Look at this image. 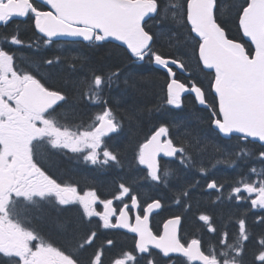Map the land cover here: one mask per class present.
Listing matches in <instances>:
<instances>
[{"label": "trees", "instance_id": "obj_1", "mask_svg": "<svg viewBox=\"0 0 264 264\" xmlns=\"http://www.w3.org/2000/svg\"><path fill=\"white\" fill-rule=\"evenodd\" d=\"M151 1L158 6L157 17L151 20V25L146 31L152 36L151 47L154 53L165 58H178L187 71L197 75L206 85L211 84L212 75L201 71L197 64L195 44L187 41L190 35L184 21L187 0ZM247 1L216 0L215 20L228 39L241 42L251 52L249 46L243 42L238 28L239 15ZM15 25L18 26L0 27V40L16 33L23 45L32 44L35 33L31 23L24 21ZM23 48L25 47L16 51ZM32 49L34 46L31 45L30 48L23 49V54L17 56L16 60L20 59L28 65L40 67L46 78V86L65 96L66 103L61 111L63 118L73 122L88 117L85 92L95 78L108 77L106 94L97 98L105 101L107 107L115 112L122 123L121 134L116 135L106 146L116 158L113 166L108 169L100 167L90 172L82 168L75 171L74 167L64 166L58 158H51L49 165L57 168L59 174L70 180H77L85 186L93 185L99 190V194H108L117 191L119 187H126L137 195L141 193L143 197L156 198L162 203V213L166 211L169 215L182 218L181 230L187 237L198 235L204 240H217L216 236H220V230H236L234 223L242 215L241 210L229 209L232 204L225 199L215 203L217 194L212 192L208 195L209 191L203 187L206 177L214 175L212 169H218L219 164L227 167L232 158L219 155L222 146L214 144L213 131L209 127L210 116L197 108L191 97L184 98L183 110H165L163 103L168 79L163 72L150 66L148 59L144 64H132L129 55L112 44L99 46L95 50L80 46L60 55L53 49L42 53H34ZM54 58L58 59L57 63H54ZM182 83L188 85L187 81L182 80ZM195 83L204 89L203 83L198 80H195ZM158 126L167 128L170 139L187 154V161L184 165H173V176L169 182H160L148 188L142 181L145 173L137 164V149ZM253 146L252 144V148ZM262 152L264 149L256 154ZM206 163L210 164L206 167ZM237 166L243 173V166ZM162 170L164 172L166 169L163 167ZM213 180L221 183L224 189L233 185L234 181L231 173L224 169L217 172ZM146 191H150L149 194H146ZM38 212H41L40 216L36 215ZM38 212L33 216L34 222L53 244L58 243L76 250L79 239L87 237L84 224L75 213L65 211L56 214L49 210ZM201 213H206L212 218L216 229L215 237L209 236L205 227L197 222L196 217ZM161 217L162 215L159 216ZM248 229L251 233L245 246V256L253 263L254 253L258 248L257 240L264 243V218L259 225H253V220L248 222ZM202 243L204 244V241ZM130 248L131 240L128 237L114 232L97 233L93 242L84 248L82 253L95 257L99 250H102L101 260L109 261L118 259ZM0 264H4V261L0 260Z\"/></svg>", "mask_w": 264, "mask_h": 264}, {"label": "water", "instance_id": "obj_2", "mask_svg": "<svg viewBox=\"0 0 264 264\" xmlns=\"http://www.w3.org/2000/svg\"><path fill=\"white\" fill-rule=\"evenodd\" d=\"M41 1L49 5L60 18L55 21L44 16L40 22L39 32L51 38L79 37L78 34L75 36L72 32H67L70 30L65 29V20L102 34L117 36L119 40L127 33L129 37L135 35V46H138L144 38L142 25L154 13L152 4L141 1L131 4L120 0ZM187 9V21L193 28L194 35L202 39L200 60L219 79L214 89L219 94L221 113L225 117L222 132L246 136L264 144V0H250L239 19L242 36L254 49L251 59L239 45L228 42L215 24L213 0H190ZM23 12L24 6L15 12L11 6H0V21L9 15L21 17ZM53 24L59 27L55 28ZM121 43L130 48L131 44L124 41ZM168 91L177 100L184 90L178 84L171 83ZM104 127L109 128L108 125ZM157 136L161 137V133ZM143 152V164L149 167L159 148L152 139L144 146ZM156 210L157 208L154 212ZM151 213L153 212L147 209L145 218L136 221L133 228L128 227L126 218L120 216L116 228L137 238L136 246L140 253H146V247H150L160 251L165 258L187 256L188 251H184L178 243V220L167 222L162 236L157 239L149 228ZM189 257L193 258L191 255Z\"/></svg>", "mask_w": 264, "mask_h": 264}, {"label": "flooded vegetation", "instance_id": "obj_3", "mask_svg": "<svg viewBox=\"0 0 264 264\" xmlns=\"http://www.w3.org/2000/svg\"><path fill=\"white\" fill-rule=\"evenodd\" d=\"M10 0H4L0 3H6ZM32 11L36 13H46L49 12L47 7H44L43 4L36 0H28V11L26 17L27 21L31 23L32 29L34 31V24L36 22L37 16L32 15ZM13 19V20H12ZM5 26L13 25L14 27L18 26L15 25L19 22L17 18H12ZM24 20V19H21ZM26 21V20H24ZM16 33H12L8 39L12 41H18V36H14ZM101 37L94 36L92 41H84V40H77L76 42H52V47L55 49L56 52H63V51H70L72 49H77L80 46L86 48L88 50H95L97 47L102 45H107L110 42L101 41ZM98 40V41H96ZM20 41V40H19ZM96 41V42H94ZM22 42V41H21ZM95 43L97 46L94 48L88 47L85 44ZM99 43V44H98ZM112 44V43H111ZM61 45H65V49L61 51ZM40 69H30V68H5L0 70V169L7 171V175L14 178L16 186L18 188H30V189H42L44 190L41 196L35 195L32 198L40 199L43 196H46V190L48 194L52 192H59L60 188H70L67 187L71 184L69 182L61 181L60 178H67L61 174H59L58 169L53 167L52 165H48L47 169L44 167L39 166L33 158V151L32 146L30 147L29 142H35L39 139V135L41 134L40 131L46 125L58 124V121L64 122L66 121L65 118L62 117V113L55 111L54 106L50 111L44 114H37L35 110L31 107L32 102L28 101L25 97V85L29 80V75L37 76L35 73ZM42 71V70H41ZM39 81V80H38ZM40 82V81H39ZM41 83V82H40ZM59 111H62L63 107L57 108ZM85 120L84 123H87L90 120V110L88 113V117L81 120L73 121L75 123L82 122ZM48 135L56 136L58 138V142L61 140L59 139V134L53 131H48ZM44 137L41 136V139L38 141H42ZM46 143V140H44ZM30 147V149H29ZM51 150H38L39 155L44 156L46 152ZM30 153V154H29ZM51 158H54L53 156ZM48 158L49 162L50 159ZM44 161V159H41ZM210 164V163H209ZM209 164H205L206 167ZM204 165V163H202ZM70 166V165H69ZM74 167V166H71ZM75 171L77 167H74ZM205 168V167H204ZM206 169V168H205ZM248 193H242V196L237 197V202H244L247 203L249 201L250 196H246ZM62 195V192H60ZM76 199L78 203L75 204L76 208H80L79 203L84 202L85 198L82 196V193L78 190L75 192ZM91 204V201H90ZM250 207V206H249ZM264 202L263 205L259 207V209H264ZM235 208L233 205L228 207ZM264 212V210H263ZM58 214V213H56ZM78 216V213H75ZM84 220V214H81ZM255 216L264 217V215L255 214ZM81 222L84 224V231L86 236L88 237L89 229L88 225L84 223L81 217H79ZM206 221V220H205ZM87 230V231H86ZM233 230H220V232H228L231 233ZM205 232L208 235H212L216 233H212V229L208 230L205 229ZM87 237L79 239V243L83 242L87 239ZM215 237V234L213 235ZM218 239L220 237L216 236ZM184 246L186 247L191 241V237L185 238ZM207 245L210 246V242L213 240L207 239ZM9 244H12L17 247L16 244L12 242V237L8 234H5L3 239L0 240V248L6 249L7 251H11V247ZM15 248L10 253L13 254L15 252ZM55 249L59 253V256L53 258L52 264H91V257L90 255H84L82 252H77L76 250H72L67 246H62L61 244L55 243ZM205 255L210 258L211 260L215 261V264H264V259L259 263L253 262L250 263L248 257L244 256L243 261L240 258L236 257V254L233 253L232 255L229 254V257L223 255L222 252L214 250V246L204 247L202 245L201 248ZM78 253L76 255L75 253ZM25 253V252H24ZM18 257L17 254L14 255ZM30 264H39L38 262H30ZM42 264H44L42 262ZM100 264V262H97ZM101 264H109L108 261H103ZM112 264V263H111ZM122 264H177L176 261H169V263H159L154 260H125ZM184 264V263H183ZM185 264L186 261H185Z\"/></svg>", "mask_w": 264, "mask_h": 264}, {"label": "rangeland", "instance_id": "obj_4", "mask_svg": "<svg viewBox=\"0 0 264 264\" xmlns=\"http://www.w3.org/2000/svg\"><path fill=\"white\" fill-rule=\"evenodd\" d=\"M1 65V64H0ZM5 66H2L0 68H3ZM64 135V134H63ZM88 139H86V137L84 136H62V139L64 140V142L59 143L60 146L64 149H71L72 151L75 152H79V151H84L87 150V159H93V163H96L97 161L99 163H101V161L98 160L99 158V154L96 153V151L94 150V148H92V145L89 143V141H93L94 137L93 136H89ZM51 142V141H50ZM101 156V160L106 163L109 161V155L106 153H103ZM220 166V164H219ZM205 174V173H204ZM214 181V180H212ZM253 188H255L253 186ZM255 191H258L259 195L262 196V198H264V188H255ZM36 190H31V191H27V190H23V189H15L13 191V195L16 199H21V196H30L29 194L31 192H34ZM150 191H146V194H149ZM41 212L36 213V215L40 216ZM6 218L8 219L7 213L5 212V202L0 203V218ZM19 235V234H18ZM37 254L40 256H47V254H49L48 256L51 255L50 251H47L46 249H39Z\"/></svg>", "mask_w": 264, "mask_h": 264}, {"label": "bare ground", "instance_id": "obj_5", "mask_svg": "<svg viewBox=\"0 0 264 264\" xmlns=\"http://www.w3.org/2000/svg\"><path fill=\"white\" fill-rule=\"evenodd\" d=\"M209 182H212V183H215V181H211V180H209ZM206 191H208V190H206ZM233 228V227H232ZM231 230V229H230ZM87 231V230H86Z\"/></svg>", "mask_w": 264, "mask_h": 264}]
</instances>
